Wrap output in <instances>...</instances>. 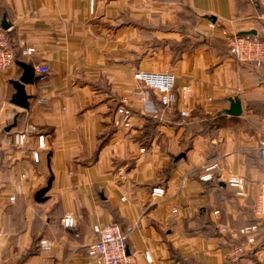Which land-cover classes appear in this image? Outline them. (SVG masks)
I'll return each mask as SVG.
<instances>
[{
  "label": "crops",
  "instance_id": "obj_1",
  "mask_svg": "<svg viewBox=\"0 0 264 264\" xmlns=\"http://www.w3.org/2000/svg\"><path fill=\"white\" fill-rule=\"evenodd\" d=\"M4 15L14 63L0 72V264H93V227L112 224L131 264H226L243 238L221 230L256 224L239 263L264 264V218L252 214L264 183V65L238 62L220 35L264 41L257 0H0ZM16 62L49 70L45 83L25 86L27 110L12 104ZM136 71L172 73L177 93H191L169 108L152 93L159 115H142ZM234 98L238 117L224 113ZM123 104L128 131L113 125ZM230 176L244 178V198ZM155 187L163 198L150 199ZM65 215L74 230L62 228Z\"/></svg>",
  "mask_w": 264,
  "mask_h": 264
},
{
  "label": "built area",
  "instance_id": "obj_2",
  "mask_svg": "<svg viewBox=\"0 0 264 264\" xmlns=\"http://www.w3.org/2000/svg\"><path fill=\"white\" fill-rule=\"evenodd\" d=\"M259 4L264 8V0H258ZM90 6H92L90 4ZM264 20V15L262 16ZM208 31L204 34L208 35L209 31L213 29V25H209ZM221 37L226 41L229 49V53L238 62L247 63L254 67H259L264 63V42L258 38H252L251 36H243L237 34H229L226 31L220 32ZM34 53L33 48H28L24 51L25 55ZM14 63V54L12 51V44L10 39V29L5 30L0 25V72L5 71ZM35 78L38 83H45L49 70L46 66L40 65L34 68ZM134 78L143 86L141 89H137L133 94L142 101V115H148L152 118H157L159 115L158 106L152 101L151 94L156 95L157 103L160 107H171L178 98L181 101H185L188 95L191 93L189 87H181L177 93L175 87V76L172 73H150L143 71H136ZM132 111L125 105L117 107L115 112V118L113 125L117 129L128 131L132 128ZM182 118H188L189 113L187 111L181 112ZM3 127L0 124V133ZM25 140V134L17 136L18 146H23ZM44 137L38 136V147L44 148ZM144 150L142 149L141 152ZM257 155L261 162H264V128L260 133V137L257 144ZM33 161L38 163V153L33 154ZM215 168V165L208 168L207 171H211ZM212 180V175L207 173L201 177V181L208 182ZM227 185L233 190L234 195L237 198L245 197V180L240 176H230L227 179ZM183 185H180L182 188ZM165 196V189L161 187H155L150 193L151 200H159ZM9 201L13 202L14 197H10ZM175 212V211H174ZM217 214V212H215ZM252 214L256 218H264V183L260 185L259 193L256 196L255 202L252 208ZM60 224L64 229H75L76 220L72 215H65ZM258 225H249L242 227L236 231L222 229L221 233H231V235L241 237L244 239L243 244L236 245L230 252V259L232 262H236L245 251L246 246H252L255 244V234L258 232ZM93 233L97 236L96 241L89 246L87 255L93 264H131L127 256L126 246V234H124L121 228L112 224L106 227L94 226ZM40 247L43 250H48L49 247L46 242H41ZM145 258L149 261V256L145 254Z\"/></svg>",
  "mask_w": 264,
  "mask_h": 264
},
{
  "label": "water",
  "instance_id": "obj_3",
  "mask_svg": "<svg viewBox=\"0 0 264 264\" xmlns=\"http://www.w3.org/2000/svg\"><path fill=\"white\" fill-rule=\"evenodd\" d=\"M0 25L5 30L10 29L11 25L8 23L6 16L4 15ZM243 35L254 34V32H244ZM17 66L22 69V73L18 80L12 81L11 85L15 90L14 99L12 100V104L20 109L27 110L29 108V99L30 97L25 92V86L33 85L36 80L34 75V68L31 65H27L22 62H16ZM225 115L230 117H238L242 113L241 104L238 98H234L230 100V107L228 110H225ZM12 126L6 128V131H9ZM184 157V155L179 156L177 159Z\"/></svg>",
  "mask_w": 264,
  "mask_h": 264
},
{
  "label": "trees",
  "instance_id": "obj_4",
  "mask_svg": "<svg viewBox=\"0 0 264 264\" xmlns=\"http://www.w3.org/2000/svg\"><path fill=\"white\" fill-rule=\"evenodd\" d=\"M257 4H258V6L259 7H261L260 6V4H259V2H258V0H257ZM252 38H254V37H252ZM262 41V40H261ZM264 42V41H263ZM228 46V45H227ZM229 50V49H228ZM233 57V56H232ZM234 58V57H233ZM262 65H264V63L262 64ZM261 65V66H262ZM261 66H259V67H261ZM254 67V66H253ZM259 67H255V68H259ZM49 74V73H48ZM36 81V83H38V81L37 80H35ZM153 121V120H152ZM154 122V121H153ZM150 128H151V130L152 129H154V127H155V124L154 123H150ZM192 127V126H191ZM190 127V128H191ZM207 127V126H206ZM150 128H149V130H150ZM195 128V127H194ZM151 130L148 132V133H151ZM2 133V132H1ZM0 133V134H1ZM180 159H176V158H173V161H175V162H177V161H179ZM45 191H47V188L46 189H44L43 190V192H45ZM117 225V224H116ZM119 226V225H118ZM244 242V239L242 240V243ZM242 243H239V244H237V245H241ZM233 248V247H232ZM248 254V251H245L241 256H239V258H238V260L236 261V262H232V261H230V260H228L227 262H226V264H240L239 262L243 259V257L245 256V255H247Z\"/></svg>",
  "mask_w": 264,
  "mask_h": 264
}]
</instances>
